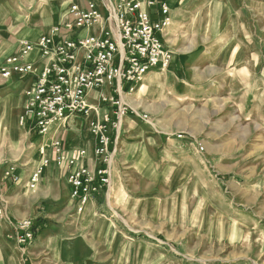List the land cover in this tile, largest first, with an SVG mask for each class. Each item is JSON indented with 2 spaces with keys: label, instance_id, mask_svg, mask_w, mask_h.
I'll return each instance as SVG.
<instances>
[{
  "label": "rangeland",
  "instance_id": "rangeland-1",
  "mask_svg": "<svg viewBox=\"0 0 264 264\" xmlns=\"http://www.w3.org/2000/svg\"><path fill=\"white\" fill-rule=\"evenodd\" d=\"M62 1L26 4L20 0V24L15 29L14 16H7L2 20L7 21L0 23V32L6 28L10 36L14 30L28 31L60 16ZM162 1L171 7L174 4L182 14L179 42L165 37L171 63L156 69L148 83H143V78L126 99L121 98L131 112L128 117L133 124L128 125V131L135 133V138L128 140L129 145H136H131L130 156L140 161L138 166L134 162L132 169L145 173L148 161L155 173V187L139 195L162 200L179 197L183 202L177 219L156 221L148 224L147 230L136 231L148 235L149 246L154 249L147 264H264V0ZM42 6L45 11L41 18L35 11ZM51 26L44 27V34ZM228 83L235 87L236 99L227 109V125L226 119L223 123L214 119L219 109L220 115L225 111L217 103L220 94L215 87ZM16 85L13 81L10 88H0V93H20ZM107 89L105 85L102 90ZM89 101L95 102L93 97ZM23 105L16 117L22 140L18 142L10 131L0 133V161L11 162L7 166L14 168L12 173L18 180L16 170L25 168L31 151L27 146L34 138L33 134L25 138L19 123ZM102 106L108 113L111 138L118 140L124 130L123 118L117 119L111 104ZM142 115H147L146 121ZM81 129L91 135L87 127ZM232 129L234 136L227 137V130ZM182 173L180 190L168 189V181ZM135 178L140 184L145 176L137 174ZM32 192L28 189L29 194ZM168 210L163 204L153 207L160 217ZM11 234L17 264H71L63 250L57 260L47 254L34 256V241L20 247L13 230ZM0 264H4L1 253Z\"/></svg>",
  "mask_w": 264,
  "mask_h": 264
},
{
  "label": "crops",
  "instance_id": "crops-1",
  "mask_svg": "<svg viewBox=\"0 0 264 264\" xmlns=\"http://www.w3.org/2000/svg\"><path fill=\"white\" fill-rule=\"evenodd\" d=\"M20 0H0V23H5L12 15L14 16L13 26L20 24ZM26 4H31L35 0H24ZM62 1V0H61ZM83 5L85 0H76ZM159 3H165L169 9L170 25L165 30L162 40L166 45L165 37H173L172 43L177 44L178 35L181 32V12L169 5L167 1L155 0ZM181 2V0H180ZM64 6L62 15L48 18L44 23L36 24L35 28L28 29L20 33L15 31L12 35H6L5 29L0 32V60L2 61L18 51L19 44L23 41H34L40 35L44 34V27L52 26L61 21L67 13V3L62 1ZM26 6V5H25ZM44 6L35 11L41 18L44 13ZM173 8V9H172ZM40 10V11H39ZM44 10V11H43ZM155 13L154 11H152ZM6 19L5 22L2 20ZM51 26V27H52ZM84 31L83 34H85ZM23 41H19L22 40ZM13 49L5 56V54ZM168 48V47H167ZM0 62V64L2 63ZM156 74V69L150 70L143 79V83H148ZM16 82L17 90L20 93L3 91L0 93V133L10 131L22 140V135L16 123V117L22 110V102H25L24 91L28 88L29 83L26 80H20L17 76L9 80L0 79V88L5 90L10 88L12 82ZM219 91L218 105L225 109L224 113L220 109L214 120L226 119L228 125L230 119L227 116L229 109L235 101L236 89L231 84L218 85ZM109 89L96 90L88 93L86 102L94 111L91 116L96 119H103L108 116L103 103L98 101L99 95H110ZM130 93H124V98ZM3 97V98H1ZM95 102H90V98ZM13 106V107H11ZM24 107V105H23ZM14 116V117H13ZM233 116H231L232 118ZM12 118V120H11ZM133 124L128 115L122 119L123 132H119L118 140H114L113 147L115 154L110 167V188L108 197L103 195L90 199L85 205L82 213H77L74 202L70 198L69 186L67 184V175L69 169L66 165L58 167L53 161L43 169L38 186L28 193V181L30 174L39 166L38 149H43L51 160L54 159L52 144L54 141H60L63 145L64 152L67 156H76L78 150L85 149V157L78 160L79 166L84 168L90 174L94 173L97 167V160L93 155V148L96 140L92 135L83 133V125L79 122L70 124L68 127L55 124L52 129L43 136H38L29 130L28 125L22 126L25 138L33 134V140H29L27 146V157L29 160L23 169H17L19 176L18 182L12 183L9 176L6 175L8 170L5 160L0 161V253L4 259V264H17V247H14L10 241L12 230L16 222L24 219H32L35 224L34 239V256L47 254L49 259L57 260L63 250L71 259V264H147L149 255L153 254V247L149 246L148 235L136 234L141 229L153 225L156 221L175 220L181 213L183 202L179 197L172 200H162L146 196L156 184L154 181L155 173L150 171L152 163H146L147 170L135 171L133 166H138L140 161L130 156L131 148L136 146L130 144L128 140L135 138V133H129L128 125ZM231 125H234V119H231ZM86 128V126H84ZM227 137L234 136L232 131L227 130ZM228 141V139H227ZM33 148V149H32ZM215 157H223V154L214 153ZM21 155L18 156V158ZM26 157V158H27ZM178 158H180L178 156ZM186 162V161H184ZM143 164V161L141 162ZM181 166L180 170H182ZM252 170V169H251ZM249 170L256 173V169ZM260 171H262L260 169ZM138 172V173H135ZM180 173V172H179ZM137 174L145 176L142 182L137 183ZM191 176V175H190ZM150 179V181L148 180ZM183 173L175 179L168 181V189L180 190L183 184ZM193 175L192 181L196 182ZM12 183V184H11ZM31 190V189H30ZM168 206L169 210L165 217L154 214L153 207ZM175 209V214H173ZM45 223V224H43ZM38 224L40 228L38 227ZM13 228V229H12ZM39 228V229H38ZM148 234V233H147ZM67 240V241H66Z\"/></svg>",
  "mask_w": 264,
  "mask_h": 264
},
{
  "label": "built area",
  "instance_id": "built-area-1",
  "mask_svg": "<svg viewBox=\"0 0 264 264\" xmlns=\"http://www.w3.org/2000/svg\"><path fill=\"white\" fill-rule=\"evenodd\" d=\"M63 1L67 3L63 19L34 41L21 42L18 51L0 64V79L17 76L29 83L19 123L28 125L36 135L43 136L55 124L68 127L79 122L95 138L97 167L93 174L78 164L85 157L84 148L76 156H67L62 143L54 141V159L39 148V166L28 181L29 189L35 190L43 169L52 161L58 167L66 165L70 198L76 212L82 213L90 199L108 197L115 154L108 117L93 118L94 109L86 97L106 85L111 94L99 95L98 101L116 108L119 121L131 114L122 95L132 93L148 71L165 69L171 63L172 53L162 40L170 18L165 3L155 0H85L83 5ZM141 118L146 121L147 115ZM116 131L118 134V127ZM13 171L9 167L6 175L18 182ZM14 230L20 247L33 243L32 219L16 222Z\"/></svg>",
  "mask_w": 264,
  "mask_h": 264
},
{
  "label": "bare ground",
  "instance_id": "bare-ground-1",
  "mask_svg": "<svg viewBox=\"0 0 264 264\" xmlns=\"http://www.w3.org/2000/svg\"><path fill=\"white\" fill-rule=\"evenodd\" d=\"M120 125V124H119Z\"/></svg>",
  "mask_w": 264,
  "mask_h": 264
}]
</instances>
